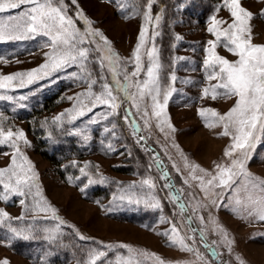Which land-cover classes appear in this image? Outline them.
I'll return each mask as SVG.
<instances>
[{
    "label": "rangeland",
    "instance_id": "rangeland-1",
    "mask_svg": "<svg viewBox=\"0 0 264 264\" xmlns=\"http://www.w3.org/2000/svg\"><path fill=\"white\" fill-rule=\"evenodd\" d=\"M141 1L143 2V0H124L128 5L126 11H121L117 0H112L111 3L108 0H78V5L79 10L83 11L84 15L93 22L92 27L103 32L104 36L111 42L115 52L124 60H130L138 42L141 25L144 23L142 15H136V9L132 5L133 3H142ZM174 2L175 7L177 6L175 8L177 15L173 27L176 52L172 62V70L168 73L166 81L160 52L163 7L160 6L159 0H156L153 6V16L162 15L159 27L156 28L160 35L156 37L155 46L158 49L159 60L162 65L160 86L162 90L169 87L175 89L169 98L166 109L175 132H169L167 128L165 132H160L159 128L156 127L158 123L156 118H152L151 127H144V118L132 107L140 120L139 125L142 127L140 133L133 134L129 117L128 121L122 118L124 122L122 120L121 122L128 126L126 131L130 130L129 133L134 137L136 136V141L139 136H144V140L149 146L148 139L158 147L162 154L161 159L167 163L164 162L176 179L177 189L183 190L181 199L186 203L187 210L181 212L177 204L173 203L170 193L172 195L175 193L172 188L165 187V184H169L166 178L160 181L153 173L142 177L119 171L121 167L125 168L129 165L123 148V140L126 138L127 132L121 130L117 116L102 120L96 115V113L107 111V109L97 108L93 113H89L72 123L68 122L66 114L64 119L59 122L58 128L53 130V134H55L64 125L69 126L68 134L64 133L63 135L67 138L70 136L71 141L62 146V151L77 155L79 149L86 150V153L82 154L79 160L85 165H88L89 161H93L96 174L91 173L96 177L91 176L89 178L97 181L96 183L88 184L89 178L84 180V175L81 172L73 175L70 173L72 170H69L65 174L66 177L62 178L53 163L35 150L37 146H35L34 137L28 130V122L34 123L37 114L41 119L46 116L47 112H43V110L38 112V110L46 109L44 104L48 99L54 100L51 103L55 105V109L50 113L53 118L65 113L75 103V100H70L69 97L74 98L86 87L79 78V75L82 74L75 66L55 71L49 77L22 88L0 89V95L13 97L12 100H0V126L5 130L11 128L13 131L22 130L25 133L29 145H24L21 142V150L32 162L35 171L38 173V183L42 195L49 204L58 210L57 215L65 221L61 225L62 233H71L77 240L84 241L85 247L82 250H84L86 259L92 250L105 251L107 256L102 258L98 264H108V261H114L117 255H129L127 249L116 247L124 244L136 250L155 253L156 256L165 261V264H239L237 257L243 260L244 264H264V222L255 217L241 219L234 213V193L232 190L225 192L219 207L209 206L208 209H199L195 214L193 213V207L198 201H202L203 194L195 186V183L192 187L184 184L188 171L183 167L180 152L190 162L199 164L212 172L215 170L216 163L230 162L229 158L223 155L224 150L231 143L230 137L218 135L222 131L220 127L212 129L206 127L205 120L198 113L201 108H211L223 114L234 104V97L231 99L218 97L216 100H212L210 97L202 98V90L209 83L203 64L207 55L205 49L207 40L214 38L207 32V28L211 23L212 16L215 15L218 19L226 20L229 23L231 16L223 6V0H174ZM65 3L68 5V14L75 18L78 11L77 7L72 5L70 0H65ZM242 6L254 13V19L251 22L253 42L264 44V16L259 15L264 9V0H242ZM18 11L20 10L0 13V17L8 22L7 17L15 15ZM142 11L141 8L140 12ZM77 27L84 30L87 26L83 20H77ZM153 27L154 22L149 25V34H151ZM176 36H180L182 39L176 40ZM46 40V37H37L28 40L0 41V75L26 72L44 63V54L50 51L48 47L44 46ZM148 47H151V44ZM217 52L230 61L237 59L223 47H218ZM141 53L145 67H147L145 50L142 49ZM134 66V62L129 63L127 65L128 71L134 70ZM90 67L95 76L98 77L103 74L108 77L110 83L112 82L110 73L106 68L100 69L98 62L92 63ZM73 72L78 75L73 76ZM173 75L176 77L175 81L171 80ZM140 78H144L143 73H141ZM94 87L95 90H99V85ZM113 87H115L114 84ZM130 91H135V89ZM20 97H24V99H20ZM121 112L122 108L120 109ZM90 119H98L99 122L93 124L89 122ZM113 123L116 124V128L112 129L111 132H105L104 129L106 127L111 128ZM113 132L115 136H113ZM84 136H87L88 139L85 140ZM109 143L114 146V151L108 149ZM139 144L146 147L145 143H141V141ZM173 144L179 146V151L173 147ZM50 146L53 147V144L51 143ZM13 151L14 149L7 144L0 145V167H5L10 163ZM5 153L9 155H5ZM173 163L180 167L181 172L178 173L173 168ZM81 167L85 166L82 165ZM246 168L253 176L264 179V137H261L256 143L250 154V159L246 162ZM160 169L162 173L160 177H162L164 171L161 165ZM69 177H72L71 183L68 180ZM101 177L105 178L102 183L99 182ZM145 179H151L156 187L149 188L147 185H142L141 181ZM97 184L104 186V188L113 184L111 188L113 190L109 196H105L107 191L104 190L101 193L96 191V189H100L96 188ZM81 188L84 189L83 192H81ZM0 191H2V186H0ZM33 191L35 192V189ZM190 192L195 193L196 199L188 195ZM153 197L161 202L162 209L146 206V201L152 202ZM20 199L22 198L13 196L7 202L0 200V209L7 211L13 218L23 217L21 220L13 219L11 221L12 225L15 224L14 227L32 234L31 228L35 226L41 231L40 234L43 237L45 235L44 228L54 227L58 223V221L53 220H41L39 217L34 220V214L25 210V207L19 203ZM137 200L140 202L136 203ZM33 202L32 197L26 200V204L29 206ZM209 213L227 231L228 239L232 241L231 253H229L227 245L222 242L220 234L214 230V225L209 222ZM199 215L205 217L204 223L198 219ZM162 217L169 222H162ZM188 217H191V220ZM36 220L40 221L38 226H36ZM172 223H176L180 235L194 236V240L186 239L185 242L199 251L203 261L194 252L181 251L178 245L170 243L168 236L163 235V233L171 231ZM201 228L205 230L206 240L218 251L222 260L221 263L212 259L207 249L202 246L199 231ZM4 229L5 227L0 226V260L7 258L10 264H46L44 263L46 257L34 261L37 258L31 260L15 251L9 242L12 234L8 232V229V231ZM192 229H197V231L193 233ZM77 230L86 239L80 240L76 234ZM108 245L113 246L111 251L106 247ZM66 247L70 246L67 245ZM30 251L35 255L38 253L36 249H30ZM49 251L47 250L48 253H50ZM64 264L74 263L67 262ZM145 264H156V262L154 259H150L145 261Z\"/></svg>",
    "mask_w": 264,
    "mask_h": 264
},
{
    "label": "snow or ice",
    "instance_id": "snow-or-ice-1",
    "mask_svg": "<svg viewBox=\"0 0 264 264\" xmlns=\"http://www.w3.org/2000/svg\"><path fill=\"white\" fill-rule=\"evenodd\" d=\"M72 5L78 9L75 18L68 14V5L65 0H0V13L20 10L15 15H9L5 22L0 17V41L28 40L37 37H46L45 47L50 49L46 52L45 62L38 67L26 72H16L13 74L0 75V89L22 88L32 84L35 81L49 77L53 72L61 69L77 67L82 75L79 78L85 83L84 90L76 96L69 97L75 100L73 107L67 109L54 118V122H61L65 115L68 116V122L72 123L79 118L93 113L97 108L107 109L96 115L102 120H108L110 117L118 116L120 109L124 104H129L135 108L136 112L144 118V127H151L152 118H156L158 123L156 127L160 132H175V128L170 122L166 109L169 98L175 91L174 88L162 90L160 86V70L162 65L159 60V52L155 46L156 37L160 35L156 28L159 27L162 15L153 16V6L156 0H143L142 3H133L132 7L136 9V15H142L144 23L141 25L138 42L131 54L130 60H124L112 48L111 42L104 36L99 29L92 27L93 22L88 19L83 11L79 10L78 0H70ZM109 3L112 0H108ZM121 11H126L127 4L124 0H117ZM27 6V7H25ZM223 6L231 16V22L218 19L215 15L211 17V23L207 32L214 37L207 40L205 49L207 55L203 61L206 72V79L209 82L207 87L202 90V98H211L216 100L218 97L235 98L233 106L225 113L221 114L211 108H201L199 115L205 120V126L212 129L220 127L222 131L218 135L230 137L231 143L224 150L223 155L229 158V163H216L214 172L208 171L199 164L190 162L186 156L180 152L183 160V167L188 171L184 184L189 187L195 186L203 194L202 201H198L193 207L195 214L199 209H208L219 207L222 204V197L227 190L234 193L233 212L241 219L246 217H255L264 222V179L253 176L246 168V162L250 159V154L255 148L256 143L264 137V44L253 42L254 13L244 6L242 0H223ZM143 9L140 12V9ZM218 11V10H217ZM264 16V9L259 13ZM127 18V16H126ZM77 20H83L87 26L84 30L77 27ZM154 22V27L149 34V25ZM227 25L226 27L224 25ZM98 38V39H97ZM182 37L176 36V40ZM151 44V47L148 45ZM218 47H223L237 59L230 61L217 52ZM145 50L147 56V67L142 59L141 50ZM94 54L95 58H94ZM99 63L100 69H107L110 73L112 82L108 77L101 74L98 77L90 65ZM134 62V70L128 71L127 65ZM141 73L144 78L141 79ZM77 76L76 72L72 73ZM122 77V79H121ZM176 77H171L175 81ZM215 81V83H212ZM113 84L115 87H113ZM99 85V90H95ZM135 89V91H130ZM12 100V96L0 95V100ZM24 99V97H20ZM150 101V102H149ZM123 119L128 121L131 112L128 108L124 109ZM90 123H98V119H90ZM116 128L113 123L111 128H105V132H111ZM139 131V128H133V134ZM77 134L80 133H70ZM115 136V133H112ZM167 135V133H166ZM87 140L88 137L84 136ZM144 136H139L137 143L144 140ZM21 142L29 145L25 133L22 130L13 131L11 128L5 130L0 126V145H9L14 149L11 153L10 163L5 167H0V200L7 202L11 197H21L19 203L25 207L26 211L34 214V220L39 217L41 220L58 221L54 227L44 228L45 235L42 237L49 243H56L61 240L63 233L61 225L65 223L57 215V209L44 199L40 189L38 173L29 158L21 150ZM179 151V146L173 144ZM108 149L114 151V146L109 143ZM5 155H9L5 153ZM159 163V157H154ZM173 168L179 173L180 167L173 163ZM85 167L80 168L82 175H87ZM167 177V172L162 175V179ZM79 179V178H77ZM71 183L72 177L68 178ZM101 177L99 182H104ZM97 181L89 178L88 184H94ZM142 185L149 188H155L156 185L151 179L141 181ZM166 188L171 189L172 185L165 184ZM35 189V192L33 191ZM219 189V191H217ZM84 189L81 188V192ZM183 194V190H180ZM193 199H196L195 193H188ZM32 197L33 204L29 206L26 200ZM170 197L173 203L177 204L181 212L185 211V205L178 203L180 196L172 195ZM39 198V199H37ZM207 201V203H204ZM140 201L137 200L136 203ZM146 206L154 209H162L161 202L155 197L152 202L146 201ZM50 213V215H48ZM44 214V215H41ZM21 220L23 217H11L7 211L0 209V226L7 227L12 234V238L23 240L36 239L37 237L25 230L14 227L11 221ZM162 222H169L164 220ZM191 220V217H188ZM201 223L205 222V217L199 215ZM209 222L214 225L217 231L227 245L231 253L232 241L228 239V233L209 213ZM71 227V226H70ZM193 233L197 229L191 230ZM201 240L206 239L205 230L199 229ZM76 234L80 240L86 239ZM163 235L169 237L173 245H178L181 251L194 252L196 256L203 261L197 249H194L187 240H194V236L180 235L176 223H172L171 231ZM109 251L113 249L112 245L106 246ZM118 248L127 249L129 255H117L114 261H108V264H145V261L154 259L156 264H165V261L156 256L155 253H148L131 248L128 245L120 244ZM215 255V253H212ZM107 256V252L92 250L88 254L85 264H98L102 258ZM239 264L244 261L237 257ZM0 264H10L7 258L0 260Z\"/></svg>",
    "mask_w": 264,
    "mask_h": 264
},
{
    "label": "trees",
    "instance_id": "trees-1",
    "mask_svg": "<svg viewBox=\"0 0 264 264\" xmlns=\"http://www.w3.org/2000/svg\"><path fill=\"white\" fill-rule=\"evenodd\" d=\"M159 3L160 6L163 7V25L160 38V52L161 62L163 65V73H165L164 79L166 81L168 79V73L172 70V62L176 52L175 34L173 33V27L174 19L177 15L175 9L177 8V6L175 7L174 0H159ZM53 101V99L46 100V103L44 104V108L46 107V109L38 110V112H41V110H43V112H47L46 116L41 119L39 117V114H37L34 123H31V121L28 122V130L35 139V146H37V148L35 147V150L48 161L53 163V165L57 168L58 173L62 176V178H65V174H67L69 170H72L70 173L73 175H77L80 173L79 170L82 165L85 166V163H82L79 159H81L82 154L86 153V150L79 149V153L76 152L77 155H72L70 154V152L68 153L62 151V146L71 141L69 138L70 136L67 138V136L63 135L64 133L68 134L69 126L64 125V127H62L59 132L53 134V130H56L59 124V122H54V118L50 114L55 109V105L51 103ZM125 108H128L131 112V115H129V119L131 120L130 124L132 125V128H134V123H138V125L140 124V120L137 118L130 105L127 103L124 104L122 106V112L117 116V121L121 130L127 132V136L123 140V148L125 149V153L127 156L126 160L129 165L125 168L121 167L119 171L126 174H137L142 177L148 175L149 173H153L154 176L161 181L162 178L160 176L162 173L160 169V161L162 160V154L158 147L148 139L150 146L157 149L160 154L159 163H157L156 160L153 159L157 156L150 149L137 143V141L135 140L136 136H132V134L129 133L130 130L126 131V129H128V126L121 122L123 116L125 115ZM141 129L142 127H140V130ZM51 143L53 144V147L50 146ZM87 164L88 167L85 168V172L87 173V175H84V180L91 176L93 178L96 177L94 175L96 174V170L93 161H89ZM167 168L170 171L171 177L176 185V179L172 175L170 168L168 166ZM91 172H93L94 174H92ZM96 186V188H100L96 189L98 193H101L104 190L107 191L105 192V196H109V193L113 190L111 189L113 184H110L106 187L108 188V190H106V188H104V186L100 184H97ZM36 221V226H38V222L40 221ZM13 225L15 224L13 223ZM7 229L8 228L5 227L4 230L8 231ZM31 229L33 230L32 234L37 237L36 239L23 240L20 238L11 237V239L9 240L11 247L18 253L25 255L31 260L37 258L34 261H38L39 259H41V257H46V260L44 262L46 264H64L67 262H73L74 264H85V261H87L85 257L86 255H84V250H82L85 247L84 241L77 240L71 233L65 232L61 237V240L57 241L56 243H49L42 238V235L40 234L41 231L37 227L32 226ZM67 245L70 247H66ZM30 249H36L38 253H36L35 255V253H32ZM47 250H50V253H48ZM47 253L48 255H46Z\"/></svg>",
    "mask_w": 264,
    "mask_h": 264
},
{
    "label": "water",
    "instance_id": "water-1",
    "mask_svg": "<svg viewBox=\"0 0 264 264\" xmlns=\"http://www.w3.org/2000/svg\"><path fill=\"white\" fill-rule=\"evenodd\" d=\"M134 128H139V131L136 132V133H140V127H139L138 123H134ZM141 143H145L146 147H147L148 149H150V150H151L156 156L159 157L160 154H159V152H158L154 147L149 146V145L146 143L145 140H141ZM160 165H161V167H162L164 173L167 172L166 180L172 185V189L174 190L175 195H176V196H180V203H183V204L185 205V210H187V205H186V203L181 199V193H180V191L177 189V187H176V185H175V182H174V180H173L172 177H171L170 171H169L168 168L166 167V165H165V163H164L163 160L160 161ZM202 246H203L204 248L207 249V252H208V254L212 257V259L216 260L218 263H219V262L221 263L222 260H221L220 257H219L218 251H217L214 247H212V246L210 245V243H209L206 239L202 240ZM212 253H215V255H213Z\"/></svg>",
    "mask_w": 264,
    "mask_h": 264
}]
</instances>
